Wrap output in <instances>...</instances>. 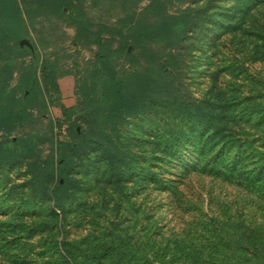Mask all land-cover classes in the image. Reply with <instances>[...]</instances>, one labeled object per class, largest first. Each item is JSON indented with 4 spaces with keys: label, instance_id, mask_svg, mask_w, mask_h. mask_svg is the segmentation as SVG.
Listing matches in <instances>:
<instances>
[{
    "label": "rangeland",
    "instance_id": "obj_1",
    "mask_svg": "<svg viewBox=\"0 0 264 264\" xmlns=\"http://www.w3.org/2000/svg\"><path fill=\"white\" fill-rule=\"evenodd\" d=\"M38 2L0 7L27 33L0 40V107L29 112L0 141L34 140L0 163V264H264V0H73L108 48L168 63L117 113L97 46Z\"/></svg>",
    "mask_w": 264,
    "mask_h": 264
},
{
    "label": "trees",
    "instance_id": "obj_2",
    "mask_svg": "<svg viewBox=\"0 0 264 264\" xmlns=\"http://www.w3.org/2000/svg\"><path fill=\"white\" fill-rule=\"evenodd\" d=\"M47 7H53L58 16H63L69 25L74 28L75 40L82 44H95L97 50L98 68L92 72L95 76L93 85L96 86L101 93L103 104L107 106L113 113L131 111L138 105V98L141 95L148 93L146 90L147 84L156 83L159 78L165 73L167 62L160 61L158 52H150L141 50L137 53L127 51L125 45H120L122 49L112 50L108 48L107 42H100V36L103 33L110 35L112 29L98 25L95 30L92 21L87 18L85 11L73 3V0H43ZM3 5V0H0V7ZM66 9V12H62ZM180 26V24H179ZM103 27V28H102ZM130 30V29H129ZM132 30V29H131ZM109 33V34H108ZM170 33H173V28ZM25 30L17 25H11L8 19H5L2 28L0 29V40L14 44L19 39L26 36ZM134 37V33H130ZM123 41V37L120 36ZM122 54V57L131 66L132 70H116L112 66V59ZM33 68V65H29ZM140 67V68H138ZM140 69V70H139ZM23 85L28 92L24 97V102L33 100L37 102L42 96V89L34 76L24 80ZM140 99V98H139ZM5 115L7 122L5 127L9 129L11 125L22 121L23 118L29 114L27 107L21 108L17 111H8L0 107V115ZM28 137H19L16 139H6L0 141V163L4 160L14 158L16 156L27 155L34 145V140ZM29 141L26 145L24 142ZM63 142H56L58 151H61Z\"/></svg>",
    "mask_w": 264,
    "mask_h": 264
}]
</instances>
